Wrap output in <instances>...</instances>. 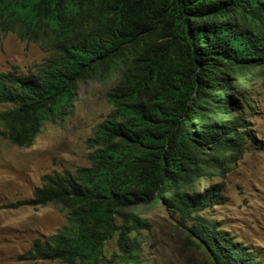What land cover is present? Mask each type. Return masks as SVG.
<instances>
[{
  "label": "trees",
  "instance_id": "obj_1",
  "mask_svg": "<svg viewBox=\"0 0 264 264\" xmlns=\"http://www.w3.org/2000/svg\"><path fill=\"white\" fill-rule=\"evenodd\" d=\"M0 34L46 54L26 73H0V133L16 147L63 121L81 83L119 74L111 113L88 140L89 167L52 172L11 205L66 212L62 228L33 242L30 259L98 264L116 237L127 264L129 232L147 224L126 210L159 203L190 223L199 264H264L205 215L219 186H196L257 148L248 94L264 71V0H0Z\"/></svg>",
  "mask_w": 264,
  "mask_h": 264
},
{
  "label": "rangeland",
  "instance_id": "obj_2",
  "mask_svg": "<svg viewBox=\"0 0 264 264\" xmlns=\"http://www.w3.org/2000/svg\"><path fill=\"white\" fill-rule=\"evenodd\" d=\"M45 57L39 45L21 42L12 34H0V73H26ZM118 80L116 73L103 82L81 83L72 112L63 121L46 123L28 148L11 145L0 133V264H63L57 260H32L27 253L35 240L53 235L66 224V212L51 204L17 208L11 205L31 198L43 177L52 172L74 173L89 167L88 140L111 113L107 94ZM248 95L253 102L249 125L257 148L242 154L223 176L212 178L205 186H196H219L220 198L205 215L257 250L264 260V71L251 81ZM6 107L0 104V111ZM126 213L137 215L147 224L138 232H129L135 244L128 250L135 258L127 264L203 261L202 253L186 240L190 223H178L162 204L135 206ZM125 221L122 216L115 219L117 225ZM104 254L106 259L98 264L126 263L117 249L116 237L107 241Z\"/></svg>",
  "mask_w": 264,
  "mask_h": 264
}]
</instances>
